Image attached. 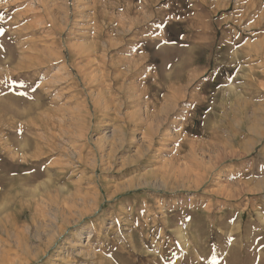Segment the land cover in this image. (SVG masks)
<instances>
[{"label":"rangeland","instance_id":"374dc122","mask_svg":"<svg viewBox=\"0 0 264 264\" xmlns=\"http://www.w3.org/2000/svg\"><path fill=\"white\" fill-rule=\"evenodd\" d=\"M113 1L0 0V264H264V0Z\"/></svg>","mask_w":264,"mask_h":264},{"label":"bare ground","instance_id":"6f19581e","mask_svg":"<svg viewBox=\"0 0 264 264\" xmlns=\"http://www.w3.org/2000/svg\"><path fill=\"white\" fill-rule=\"evenodd\" d=\"M93 1V0H92ZM113 1V0H112ZM126 1V0H125ZM131 1H133V0H131ZM142 1V0H141ZM161 0H151V3L152 4H156V3H159ZM188 1V0H187ZM103 2V1H102ZM114 2V1H113ZM117 2V1H116ZM124 2V1H123ZM183 2V1H182ZM201 2V1H200ZM93 3V2H92ZM127 3V2H126ZM125 3V4H126ZM145 3V2H144ZM185 3V2H184ZM40 4V3H39ZM116 4H118V3H116ZM119 4H122V2H121V0L119 1ZM140 4V3H139ZM123 5V4H122ZM179 5V4H178ZM193 5V4H192ZM197 5V4H196ZM45 6V5H44ZM90 6V5H89ZM88 6V7H89ZM96 6V5H95ZM104 6V5H103ZM121 6V5H120ZM193 6H195V5H193ZM46 7H47V5H46ZM91 7V6H90ZM93 7V6H92ZM97 7V6H96ZM109 7V6H108ZM172 7V6H171ZM197 7V6H196ZM123 8V7H122ZM113 9V8H112ZM131 9H132V7H131V5H129L128 6V8H126L125 9V11H124V13H123V15L120 17V19H121V24H122V22L123 23H126V22H128V21H130V19H129V17L131 18V15H130V12H131ZM155 9V8H154ZM68 10V9H67ZM168 10V9H167ZM180 10V9H179ZM84 11H86V10H84ZM102 11V10H101ZM138 11V10H137ZM140 11H141V9H140ZM166 11V10H165ZM121 12V11H120ZM144 12V11H143ZM179 12V11H178ZM186 13V12H185ZM69 14V13H68ZM113 14V13H112ZM141 14V13H140ZM182 14V13H181ZM171 14L170 13H166L165 14V17L166 16H170ZM187 15H188V13H187ZM136 16V15H135ZM138 16V15H137ZM145 16V15H144ZM156 16V15H155ZM133 17V16H132ZM181 17V16H180ZM112 17H111V15L109 14V12H108V10L106 11V12H104L103 13V17H102V19H104V21H106L107 19H109V20H113V19H111ZM134 18V17H133ZM184 18V17H183ZM185 18H186V15H185ZM101 20V19H100ZM135 20V19H134ZM144 20V19H143ZM142 20V21H143ZM176 20V19H175ZM179 20H181V19H179ZM117 21H118V19H117ZM146 21V20H145ZM189 21V20H188ZM193 21V20H192ZM102 22V21H101ZM140 22V21H139ZM169 22H170V19H168V20H166V25H168L169 24ZM186 22V21H185ZM192 23V22H191ZM100 24V23H99ZM148 24V23H147ZM65 25V24H64ZM93 25V24H92ZM124 25V24H123ZM134 25V24H133ZM150 25V24H149ZM131 26H132V24H131ZM93 27H94V25H93ZM121 27H122V25H121ZM145 27V26H144ZM175 27V26H174ZM127 28V27H126ZM123 29H125V28H123ZM136 29V28H135ZM94 30V29H93ZM129 30H130V28H129ZM138 30V29H137ZM98 31V30H97ZM103 33H105V32H103ZM98 34H101V33H98V32H96V36H98ZM158 34V33H157ZM123 36V35H122ZM121 36V37H122ZM196 37H197V35H196ZM93 38V37H92ZM144 38H146L145 36H144ZM150 38V37H149ZM155 38H156V36H155ZM158 38H159V36H158ZM151 39V38H150ZM228 39V38H227ZM95 40H96V38H95ZM137 40V39H136ZM139 40V39H138ZM141 40V39H140ZM147 40V39H146ZM108 41V40H107ZM180 41V40H179ZM95 42V41H94ZM117 43H118V41H116ZM181 42V41H180ZM155 43V42H154ZM157 43V42H156ZM111 44V43H110ZM257 44V43H256ZM104 45V44H103ZM156 45V44H155ZM259 45V44H258ZM91 46V45H90ZM94 46L95 47H97V43H94ZM92 47V46H91ZM177 47V46H176ZM79 48V47H78ZM140 48V47H139ZM162 48H164V47H162ZM184 48V47H183ZM107 49H108V47H107ZM170 49V52L169 53H171V51H172V49L173 48H169ZM179 49V47L177 48V50ZM81 50V49H80ZM87 50V49H86ZM94 50V49H93ZM158 51H159V49H157ZM189 50V49H188ZM89 51V50H88ZM154 51V50H153ZM175 51V50H174ZM190 51V50H189ZM135 52V51H134ZM154 52H156V51H154ZM73 53V52H72ZM145 53V52H144ZM181 53H183V52H181ZM74 54H77V53H74ZM84 54V53H83ZM148 54V53H147ZM165 55V54H164ZM78 57V56H77ZM94 57V56H93ZM95 58V57H94ZM145 58H147V57H145ZM168 59V58H167ZM172 59V58H171ZM89 60H91V59H89ZM142 59H140V61H141ZM170 60V59H169ZM116 62V61H115ZM141 62H144V58H143V60L141 61ZM93 63V62H92ZM171 63V62H170ZM95 64V63H94ZM162 64H164V63H162ZM101 65V64H100ZM136 65V64H135ZM139 65V64H138ZM167 65V64H166ZM115 66V65H114ZM162 66V65H161ZM101 67V66H100ZM96 68V67H95ZM164 68H165V66H164ZM164 68H163V70H164ZM170 68H171V66H170ZM97 69V68H96ZM95 69V70H96ZM102 69V68H101ZM167 69V68H166ZM168 70V69H167ZM169 71V70H168ZM200 72V71H199ZM99 74V73H98ZM120 74V73H119ZM118 75V74H117ZM99 76V75H98ZM103 76V75H102ZM151 76V75H150ZM189 76V75H188ZM159 79V78H158ZM104 80V79H103ZM175 80V79H174ZM151 81V80H150ZM153 81V80H152ZM148 82V81H147ZM174 82V81H173ZM169 83V82H168ZM172 83V82H171ZM171 83H169V85L171 84ZM175 83V82H174ZM179 83V82H178ZM177 83V84H178ZM104 84V83H103ZM145 84H146V82H145ZM154 84V83H153ZM147 85H148V83H147ZM156 85H157V83H156ZM144 86V85H143ZM182 87V86H181ZM146 88V87H145ZM106 89V88H105ZM214 90V89H213ZM139 92V91H138ZM141 92V91H140ZM185 92V91H184ZM189 92V91H188ZM153 93V92H152ZM164 93V92H163ZM166 93V92H165ZM221 95V94H220ZM148 96V95H147ZM152 96V95H151ZM183 96V95H182ZM98 97V96H97ZM102 98V97H101ZM154 98V97H153ZM230 98V97H229ZM105 99V98H104ZM145 99V98H144ZM102 101H103V99H101ZM101 100L99 101V102H101ZM113 100V99H112ZM149 100H150V98H149ZM204 101V100H203ZM147 102V101H146ZM145 102V103H146ZM151 102V101H150ZM165 102V101H164ZM98 104V103H97ZM105 104V103H104ZM171 104V103H170ZM147 105V104H146ZM162 106V105H161ZM185 106V105H184ZM167 107V106H166ZM102 108V107H101ZM7 109V108H6ZM147 109H148V107H147ZM157 109V108H156ZM166 110V109H165ZM8 111V110H7ZM32 111V110H31ZM143 116V115H142ZM162 116V115H161ZM1 119V118H0ZM144 120V119H143ZM30 122V121H29ZM34 122V121H33ZM119 122V121H118ZM141 123V122H140ZM125 128H127V127H125ZM164 129V128H163ZM148 130V129H147ZM264 130V129H263ZM259 133V132H258ZM264 134V133H263ZM258 135V134H257ZM258 137V136H257ZM258 139V138H257ZM117 142V141H116ZM247 147H248V145H247ZM8 148V147H7ZM244 149V148H243ZM246 150V149H245ZM38 151V150H37ZM35 152V151H34ZM197 152V151H196ZM36 153V152H35ZM34 153V154H35ZM234 154H236V153H234ZM238 154V153H237ZM20 155V154H19ZM16 156H17V154H16ZM21 156V155H20ZM242 156V155H241ZM240 156V157H241ZM244 156V155H243ZM21 158H22V156H21ZM216 158H217V156H216ZM36 159V158H35ZM34 159V160H35ZM26 161H27V159H26ZM81 161V160H80ZM216 161V160H215ZM219 162V161H218ZM27 163V162H26ZM31 164V163H30ZM28 166V165H27ZM28 167H31V166H28ZM25 169V168H24ZM25 171V170H24ZM32 172V171H31ZM27 173H29V172H27ZM33 173V172H32ZM23 174V173H22ZM24 175V174H23ZM14 177V176H13ZM8 178V177H7ZM15 178V177H14ZM13 178V179H14ZM24 179V178H23ZM26 179V178H25ZM24 179V180H25ZM17 181H19L20 182V180L19 179H17ZM26 181V180H25ZM195 182V181H194ZM4 184H6V182L4 183ZM136 185V184H135ZM6 187V186H5ZM149 187V186H148ZM23 188V187H22ZM129 188V187H128ZM3 189V188H2ZM4 190V189H3ZM53 190V189H52ZM166 190V189H165ZM54 191V190H53ZM125 193V192H124ZM86 194H88V193H86ZM78 196V195H77ZM83 196V195H82ZM85 196V195H84ZM78 199V198H77ZM227 199V198H226ZM11 200V199H10ZM42 199L40 198V201H41ZM45 201V200H44ZM44 201L42 202V203H44ZM94 201V200H93ZM10 202V201H9ZM75 203V202H74ZM46 204V203H45ZM76 204V203H75ZM82 204V203H81ZM63 205V204H62ZM89 205V204H88ZM97 205V204H96ZM208 205V204H207ZM35 206H36V204H35ZM92 206V205H91ZM41 207V206H40ZM40 207H38L39 209H40ZM45 207V206H44ZM62 207V206H61ZM64 207V206H63ZM36 208V207H35ZM85 208V207H84ZM165 208V207H164ZM3 207L1 206V208H0V212H2L3 211ZM56 209V208H55ZM13 210H15V209H13ZM35 211H37V210H35ZM39 211V210H38ZM37 211V212H38ZM11 212V211H10ZM45 212V211H44ZM74 212V211H73ZM72 212V213H73ZM76 212V211H75ZM68 213V212H67ZM71 213V214H72ZM15 214V213H14ZM39 215H41L40 213H39ZM89 215V214H88ZM10 216V215H9ZM9 216H8V218H9ZM73 216V215H72ZM142 216V215H141ZM41 217H43L42 215H41ZM5 218V216H1L0 217V221H2L3 219ZM7 218V219H8ZM43 219V218H42ZM45 219V218H44ZM47 219V218H46ZM52 219V218H51ZM70 219V218H69ZM76 220V219H75ZM46 221V220H45ZM73 221V220H72ZM34 222V221H33ZM50 222V221H49ZM51 223H54V222H51ZM21 224V223H20ZM33 224V223H32ZM24 225V224H23ZM35 226H36V224H35ZM26 227H24V229H25ZM26 230V229H25ZM29 230V229H28ZM45 230V229H44ZM44 230H42V231H44ZM47 230V229H46ZM2 231H3V229H2ZM50 231V230H49ZM48 231V232H49ZM82 231V230H81ZM52 232V231H51ZM29 233V232H28ZM40 233H42V232H40ZM81 233V232H80ZM43 234H45V233H43ZM89 234V233H88ZM77 235V234H76ZM44 236V235H43ZM17 237V236H16ZM9 238V237H8ZM26 238V237H25ZM43 238V237H42ZM45 238V237H44ZM88 239H89V237H88ZM45 241V240H44ZM74 241V240H73ZM115 242V241H114ZM47 243V242H46ZM63 243V242H62ZM66 245V244H65ZM112 245V244H111ZM150 245V244H149ZM12 246V245H11ZM62 248V247H61ZM150 248H151V246H150ZM156 249V248H155ZM39 252V251H38ZM93 254V253H92ZM151 255V254H150ZM162 257V256H161ZM28 259V258H27ZM31 260V259H30ZM160 260V259H159ZM155 261H156V257H155ZM27 264H30V263H27Z\"/></svg>","mask_w":264,"mask_h":264}]
</instances>
